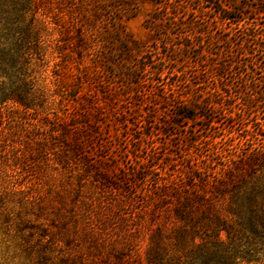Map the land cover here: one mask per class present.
I'll return each instance as SVG.
<instances>
[{"label": "rangeland", "instance_id": "374dc122", "mask_svg": "<svg viewBox=\"0 0 264 264\" xmlns=\"http://www.w3.org/2000/svg\"><path fill=\"white\" fill-rule=\"evenodd\" d=\"M96 1L95 9L89 6L90 25L100 34L86 37L99 46V57L109 63L106 74L112 85L121 84V75L130 74L138 81L144 70L151 72H146L144 98L118 99L111 95L103 100L114 108L111 107L110 120H102L105 137L93 145V154L99 164L107 165L108 181L119 178L124 188H103L89 178L85 195L93 201L95 216L88 228L105 250L99 253L83 240L84 230L79 226L78 231L70 232L76 239L69 243L72 247L61 243L64 252L76 255L78 264H112L114 259L106 255L108 250L112 246L123 248L125 239L137 233L132 219L145 206L139 187L149 191L155 180L175 183L205 167L218 171L223 160L240 152L241 144L250 147L264 137V18L247 6L258 0ZM231 5L246 8V18L239 23L224 20L219 9H229ZM93 49L94 46L79 55L77 52L68 67L57 54L50 56L40 82L52 95L57 111L64 109L61 97L65 87L75 80L76 62L96 55ZM158 69H164L161 79L165 88L175 89L180 99L199 107L213 103L216 110L202 109L206 118L184 120L170 112L157 95H152L156 101H149L147 93L158 82ZM57 76L59 83L55 81ZM66 104L73 110L71 102ZM30 119L3 109L0 128L16 130L21 135L27 129L25 121ZM25 164L28 167L24 170L12 167L14 183L6 184L9 201L5 214L12 221L29 217L37 226L43 224L53 238L57 225L53 217L60 213L56 210L59 204L65 203L64 209L68 208L71 195L66 179L74 171L72 175L70 171L64 173L53 158L36 157ZM25 198L34 207H29ZM77 213L84 212L79 207ZM8 219H0V264H33L27 259L23 235ZM64 228L67 227L63 226L62 232ZM42 234L37 231L34 236L35 251ZM144 245L142 242V253ZM257 256V262L251 264H264V249Z\"/></svg>", "mask_w": 264, "mask_h": 264}, {"label": "trees", "instance_id": "16d2710c", "mask_svg": "<svg viewBox=\"0 0 264 264\" xmlns=\"http://www.w3.org/2000/svg\"><path fill=\"white\" fill-rule=\"evenodd\" d=\"M94 2L97 1L0 0V112L6 109L9 114L31 117L29 122L25 121L27 129L21 135L16 130L0 128V219L9 218L7 222L13 223L23 235L27 259L33 264H78L76 255L64 252L61 243L72 247L69 243L76 239L70 232L78 231L79 226L84 230L83 240L104 253V247L88 228L91 217L95 216L93 201L85 195L89 178L103 188L116 191L123 190L124 184L119 185L122 182L119 178L108 181L107 165L99 164L95 160L97 155L93 154V145L105 137L102 120L112 113V105L103 100L111 95L118 99L144 98L147 91H144L148 85L145 77L149 70H144L138 81L125 74L121 75L119 86L112 85L111 77L106 74L109 63L99 57V46L86 37L100 34L90 25L89 10L96 8ZM247 6L253 14L264 18V0ZM244 9L231 5L229 9L220 8L219 12L224 20L239 23L246 18ZM54 35L59 38L54 39ZM92 46L95 57L76 62L75 80L65 87L61 97L64 109L57 111L52 95L40 82L50 56L57 54L68 67V61L74 60L77 52L79 55L92 50ZM163 71L157 70L158 82L153 83V91L148 90L149 99L156 101L152 95H157L170 112L184 120L206 118L202 109L216 110L213 103L206 102L202 107L191 105L180 99L172 87L166 89L161 79ZM57 77L55 81L59 83ZM66 102L73 104V110L67 108ZM263 140L264 137L261 143L258 141L250 147L241 144L240 152L223 160L218 171L205 167L191 177H180L175 183L155 180L149 191L139 187L138 194L142 191L141 203L145 206L132 219L137 233L125 239L123 248L112 246L108 250L106 255L114 259L112 264L257 262V254L264 249ZM36 157L53 158L64 173L74 171L66 179L71 195L68 208L64 209L65 203L59 204L56 210L60 213L53 217L57 223L53 238L43 224L39 228L29 217L12 221L5 214V204L9 201L6 184L14 183L12 167L24 170L28 167L25 162ZM23 200L26 203V198ZM79 207L84 212L81 215L77 213ZM63 226L67 228L62 232ZM37 231L43 233L44 241L38 245L40 250L35 251L33 240Z\"/></svg>", "mask_w": 264, "mask_h": 264}]
</instances>
